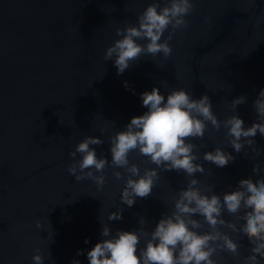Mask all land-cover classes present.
Wrapping results in <instances>:
<instances>
[{
    "label": "water",
    "instance_id": "obj_1",
    "mask_svg": "<svg viewBox=\"0 0 264 264\" xmlns=\"http://www.w3.org/2000/svg\"><path fill=\"white\" fill-rule=\"evenodd\" d=\"M150 3L0 0V264H32L36 247L45 264H88L86 252L100 240L99 217L106 221L123 208V220L110 224L114 231L137 227V214L151 230L170 210L159 198L184 184L175 172L162 173L153 194L127 208L120 203L123 183L111 168L102 191L67 171L70 153L87 136L104 140L97 153L107 154L109 135L146 111L141 93L162 86V93L183 88L195 99L207 94L220 119L231 114L233 99L244 96L247 104L237 112L245 128L255 125L252 107L264 93V0H195L189 26L175 34L167 61L142 56L118 76L104 60L105 50L118 39L116 29L135 24ZM103 127L109 131L102 134ZM208 136L223 133L210 129L205 142L212 150ZM256 146L264 151L259 138ZM142 159L132 154L134 163ZM204 166L217 192L252 180L254 167L243 156L225 168ZM37 220L43 230L36 229ZM78 250L85 255L77 256Z\"/></svg>",
    "mask_w": 264,
    "mask_h": 264
},
{
    "label": "clouds",
    "instance_id": "obj_2",
    "mask_svg": "<svg viewBox=\"0 0 264 264\" xmlns=\"http://www.w3.org/2000/svg\"><path fill=\"white\" fill-rule=\"evenodd\" d=\"M195 7V0H152L137 14L135 24L116 29L118 39L105 50L104 60L112 62L118 76L142 56L167 61L173 53L170 42L188 28L186 17ZM123 86L135 94L127 81ZM161 87L140 94L146 111L109 135L107 154L98 155L104 140L93 136L70 153L68 173L76 182L93 181L97 191L103 190L105 170L111 168L123 183L120 203L127 208L151 196L162 173L175 172L185 181L179 190L159 198L170 210L160 214L151 230L146 217L137 214V227L114 231L110 224L123 220V208L109 212L106 221L99 217L100 240L86 252L88 264H264V151L256 146L258 138L264 143V93L252 107L255 125L249 129L237 112L247 97L233 99L228 105L231 114L220 119L207 94L195 99L183 88L162 93ZM210 129L223 136H208L214 147L207 150ZM133 153L143 158L140 163L133 162ZM241 156L254 166L252 180L217 192V184L208 182L213 173L204 165L221 169ZM35 227L43 230L44 224L37 220ZM53 235L48 232L51 242ZM33 252L32 264H45L41 248ZM80 255L85 252L78 250Z\"/></svg>",
    "mask_w": 264,
    "mask_h": 264
}]
</instances>
